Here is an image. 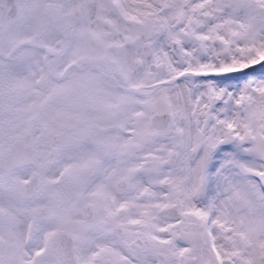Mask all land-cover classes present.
Instances as JSON below:
<instances>
[{
	"label": "snow or ice",
	"instance_id": "6c2138e0",
	"mask_svg": "<svg viewBox=\"0 0 264 264\" xmlns=\"http://www.w3.org/2000/svg\"><path fill=\"white\" fill-rule=\"evenodd\" d=\"M0 264H264V0H0Z\"/></svg>",
	"mask_w": 264,
	"mask_h": 264
}]
</instances>
